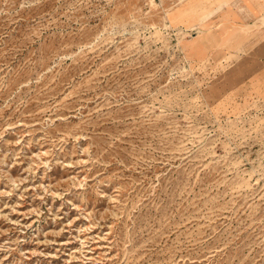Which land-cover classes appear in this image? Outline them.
Here are the masks:
<instances>
[{
    "label": "rangeland",
    "instance_id": "rangeland-1",
    "mask_svg": "<svg viewBox=\"0 0 264 264\" xmlns=\"http://www.w3.org/2000/svg\"><path fill=\"white\" fill-rule=\"evenodd\" d=\"M230 1L0 0V264H264V7Z\"/></svg>",
    "mask_w": 264,
    "mask_h": 264
},
{
    "label": "crops",
    "instance_id": "crops-1",
    "mask_svg": "<svg viewBox=\"0 0 264 264\" xmlns=\"http://www.w3.org/2000/svg\"><path fill=\"white\" fill-rule=\"evenodd\" d=\"M237 1L239 0H233V4L230 1L228 8L222 10V14L232 16L234 20L238 21H243L248 18L256 19L257 17L261 18L263 16L262 9L264 7V0H247L246 3L240 2L238 5L240 7L239 9L234 5V2L237 3Z\"/></svg>",
    "mask_w": 264,
    "mask_h": 264
}]
</instances>
